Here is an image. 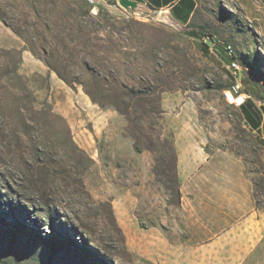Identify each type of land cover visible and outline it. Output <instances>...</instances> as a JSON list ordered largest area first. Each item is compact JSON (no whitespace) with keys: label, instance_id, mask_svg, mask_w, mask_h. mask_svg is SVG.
Listing matches in <instances>:
<instances>
[{"label":"rangeland","instance_id":"rangeland-1","mask_svg":"<svg viewBox=\"0 0 264 264\" xmlns=\"http://www.w3.org/2000/svg\"><path fill=\"white\" fill-rule=\"evenodd\" d=\"M74 2L0 0V16L23 31L35 22L30 17L34 12L45 19ZM195 2L190 21L194 34L168 13L146 9L139 18L107 2L98 8L131 20L136 28L144 25L164 32L158 36L165 38L164 43L170 33L177 35L171 45H184L188 65L168 54L164 43L158 46L162 51L156 52L158 65L183 88L163 93L160 102L161 110L162 105L167 109L162 110V125L172 135L177 160L187 164L191 160L192 182L203 174L197 169L202 160L215 167V181L235 177L238 190L250 191L254 210L264 214L263 144L244 127L235 102L221 97L232 81L225 53L213 44L207 53L201 50L202 31L213 36L216 44H230L248 67L245 70L239 63L238 78L264 99V0ZM96 11L93 8L91 14ZM22 48V41L0 21V264H208L201 260L202 246L192 236L195 191L187 197L186 211L173 205L176 196H167L154 179L151 154L134 152L123 136L124 118L113 109L92 104L79 86L69 88ZM15 72L22 80L15 78ZM73 145L85 155L75 152ZM36 148L43 149L45 157L36 159ZM13 213L24 229L14 226ZM181 214L189 216L188 228L176 234L170 220ZM156 232L157 238L179 248L166 250L160 243L154 253L158 244L151 239ZM78 235L90 240L91 249L72 242H80ZM178 240L182 245L174 244ZM243 264H264V244Z\"/></svg>","mask_w":264,"mask_h":264},{"label":"trees","instance_id":"trees-1","mask_svg":"<svg viewBox=\"0 0 264 264\" xmlns=\"http://www.w3.org/2000/svg\"><path fill=\"white\" fill-rule=\"evenodd\" d=\"M107 3L115 5L112 0ZM147 8L152 11L151 7ZM91 10L92 7L83 0H75L72 7H66L58 15H48L45 19L34 12L30 17L35 22L26 26L29 27L28 30L23 31L10 26L1 16L0 21L22 41L23 51H28L42 62L66 86L71 89L79 86L92 104L102 110L113 109L124 118L126 125L122 130L123 136L131 141L134 152L151 154L155 181L161 185L167 196L170 193L176 196L173 205H177L180 200L176 173L177 156L172 135L166 134L162 125L163 111L160 102L163 93L182 91L183 88L176 86L170 80L167 70L157 62L158 46L163 45L165 39H158V36H164L165 33H158V30L144 25L137 24L139 28H136L131 20L111 16L108 11L98 7L96 14H91ZM183 28L194 34L190 32V22ZM202 33V53H207L209 44L217 45L225 53L228 64L235 61L239 65L241 62L244 69H248L230 44H216L213 36L209 38L208 32ZM190 34L186 36L192 37ZM175 36L177 35L170 33L163 48L174 59H181L178 60L180 64L188 65V54L184 45L181 44L182 48L171 45L174 39L172 37ZM179 38L182 39L180 36ZM158 50L162 51L161 48ZM14 75L16 79L22 80L16 72ZM24 79L27 83L28 80ZM26 85L23 84L22 89L31 99V103H34ZM257 94L259 95V91ZM42 107L53 115L48 104L43 103ZM23 125L29 127L26 123ZM73 150L85 155L75 145ZM35 153L36 159L46 155L41 148H36ZM73 159L79 160V156H74ZM11 217L16 228L24 229L17 214L13 213ZM46 219L51 221L52 216L47 215ZM78 237L80 242L72 240L76 246L91 249L89 239L84 240L83 235Z\"/></svg>","mask_w":264,"mask_h":264},{"label":"crops","instance_id":"crops-1","mask_svg":"<svg viewBox=\"0 0 264 264\" xmlns=\"http://www.w3.org/2000/svg\"><path fill=\"white\" fill-rule=\"evenodd\" d=\"M132 1L151 7L153 12L168 13L179 26H185L191 21L196 8L195 0ZM101 2L106 3L108 0H99V3ZM243 83L250 98L238 111L244 127L250 130L264 147V101L258 97L261 95L257 94L255 88L250 87L245 81ZM164 102L163 99L162 104ZM162 110L166 112L167 109L162 105ZM94 162L98 164V160ZM185 162L186 160H176L177 179L180 186V200L177 205L181 211H186L187 197L189 193L195 191V217L194 219L191 217V220L196 221V230L192 236L196 235L198 239L196 242L202 246L201 260L208 264H243L248 261L264 244V214L254 210L251 192L242 188L238 190L235 177L232 180L215 181L213 179L215 167L209 166L207 160H202L197 166V169H202L203 174L198 173L196 180L192 182L191 160H188L189 164ZM114 163L116 165V162ZM113 170L115 172L117 169ZM205 171L206 174H204ZM173 213L176 214V210ZM181 215L179 219L174 215V218L170 220L172 230L176 234L188 228L189 216ZM166 221L169 222V220ZM156 233V239H151L153 243L158 244V249L154 248L156 251L154 253L159 251L162 244L166 250L171 246V251L179 248L170 246L166 238H157L159 233ZM174 244L182 245V241H175ZM156 260L162 261L161 258Z\"/></svg>","mask_w":264,"mask_h":264},{"label":"built area","instance_id":"built-area-1","mask_svg":"<svg viewBox=\"0 0 264 264\" xmlns=\"http://www.w3.org/2000/svg\"><path fill=\"white\" fill-rule=\"evenodd\" d=\"M83 1L88 6L92 7L91 12H93V8H97L98 5H99V0H83ZM112 1L115 3L116 6L118 5L117 4L118 0H112ZM142 6H144L146 9H148L146 5H142ZM148 11L153 12L150 9H148ZM158 13H162V12H158ZM130 15L140 18V15L142 16L143 12L133 13V14H130ZM146 18L147 17H144V18L142 17L141 19L147 20ZM227 69L230 72L232 81H231L230 85L227 88H225V89H223L221 91V97H222L223 100H232V101H234L235 102V106H237V109H239L244 104V102L250 98V96L244 90V88L242 86V83H241V80L238 78V72L240 71V66L238 65V63H233V61L230 62L227 65Z\"/></svg>","mask_w":264,"mask_h":264},{"label":"water","instance_id":"water-1","mask_svg":"<svg viewBox=\"0 0 264 264\" xmlns=\"http://www.w3.org/2000/svg\"><path fill=\"white\" fill-rule=\"evenodd\" d=\"M117 4L120 8L129 10L130 14L140 13L146 10L144 6L132 0H118Z\"/></svg>","mask_w":264,"mask_h":264},{"label":"bare ground","instance_id":"bare-ground-1","mask_svg":"<svg viewBox=\"0 0 264 264\" xmlns=\"http://www.w3.org/2000/svg\"><path fill=\"white\" fill-rule=\"evenodd\" d=\"M227 49H230V47H228ZM233 60H234V59H233ZM233 63H237V62L233 61Z\"/></svg>","mask_w":264,"mask_h":264}]
</instances>
